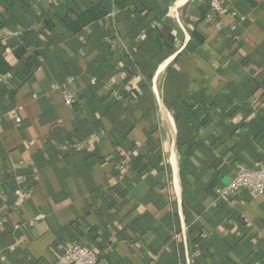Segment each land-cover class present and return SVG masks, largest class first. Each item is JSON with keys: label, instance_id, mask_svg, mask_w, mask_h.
Segmentation results:
<instances>
[{"label": "crops", "instance_id": "0c3cea01", "mask_svg": "<svg viewBox=\"0 0 264 264\" xmlns=\"http://www.w3.org/2000/svg\"><path fill=\"white\" fill-rule=\"evenodd\" d=\"M209 1L0 0V264L72 242L97 264H264V193L216 195L264 159V0H221V30Z\"/></svg>", "mask_w": 264, "mask_h": 264}, {"label": "built area", "instance_id": "2783aa9c", "mask_svg": "<svg viewBox=\"0 0 264 264\" xmlns=\"http://www.w3.org/2000/svg\"><path fill=\"white\" fill-rule=\"evenodd\" d=\"M225 15L226 10L221 0L209 1V13L206 16V21L213 24L215 29L221 30V21ZM230 15L233 18H236L237 16L234 12ZM91 83H94V81ZM50 90L57 91L62 102L66 106H71L75 102V92L68 87V83L52 84ZM15 122L19 123L20 120L15 118ZM135 146L139 147L138 144ZM130 163V158H124L118 165L119 172L124 174ZM242 191L252 195H260L264 193V159L256 168L236 172L225 187L216 190V195L219 198H231L236 197ZM29 194L30 191L27 188L16 189L14 191L13 200L14 208H20L24 205ZM1 260H4V258L1 257ZM52 264H97V255L92 250L80 246L76 242H72L61 248L60 253Z\"/></svg>", "mask_w": 264, "mask_h": 264}, {"label": "trees", "instance_id": "16d2710c", "mask_svg": "<svg viewBox=\"0 0 264 264\" xmlns=\"http://www.w3.org/2000/svg\"><path fill=\"white\" fill-rule=\"evenodd\" d=\"M129 1L130 0H113V3L117 10H123L128 5ZM105 16L106 10L100 5H95L83 12L76 18L75 21H67V25L71 31L78 32L84 27L94 25L97 21L103 19ZM9 72V65L6 63L3 57H0V75H6ZM177 147L179 148V145Z\"/></svg>", "mask_w": 264, "mask_h": 264}, {"label": "bare ground", "instance_id": "6f19581e", "mask_svg": "<svg viewBox=\"0 0 264 264\" xmlns=\"http://www.w3.org/2000/svg\"><path fill=\"white\" fill-rule=\"evenodd\" d=\"M179 1H180V6L185 2V0H179ZM165 109L166 108H164V106H161V115H162V118H163L164 122L166 123V126L169 128V130L171 131V133L173 135L172 119L168 115V113L165 111ZM169 152H170L169 153V162H172V165L174 167L175 174H177V161H176V158H175V149H174L173 143H171V145H170ZM177 184L178 183H177V179H176V183H175L176 190H178V185Z\"/></svg>", "mask_w": 264, "mask_h": 264}, {"label": "rangeland", "instance_id": "374dc122", "mask_svg": "<svg viewBox=\"0 0 264 264\" xmlns=\"http://www.w3.org/2000/svg\"><path fill=\"white\" fill-rule=\"evenodd\" d=\"M177 3V2H176ZM192 5L187 4V6H182L178 11L177 14L174 16V20L178 19L179 22L182 23V25H186L185 23H188L190 20V15L192 14ZM194 9V7H193ZM173 11V9H172ZM176 21V20H175ZM181 41V40H180ZM164 157V155H163Z\"/></svg>", "mask_w": 264, "mask_h": 264}]
</instances>
